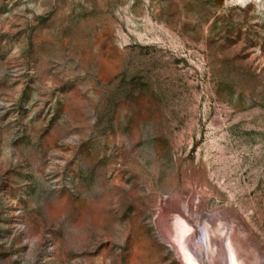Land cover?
<instances>
[{
    "label": "rangeland",
    "instance_id": "obj_1",
    "mask_svg": "<svg viewBox=\"0 0 264 264\" xmlns=\"http://www.w3.org/2000/svg\"><path fill=\"white\" fill-rule=\"evenodd\" d=\"M231 1L0 0V264H181L188 199L264 252V0Z\"/></svg>",
    "mask_w": 264,
    "mask_h": 264
},
{
    "label": "bare ground",
    "instance_id": "obj_2",
    "mask_svg": "<svg viewBox=\"0 0 264 264\" xmlns=\"http://www.w3.org/2000/svg\"><path fill=\"white\" fill-rule=\"evenodd\" d=\"M246 1L231 2L245 4ZM179 197H175L173 202L178 203L180 208L182 203ZM187 201L185 209L181 207L182 213L178 211L180 210L177 209L178 206L174 205L176 214L167 222L170 226L163 227L164 236L174 247L181 264H264V252H261V257L255 253L257 248L253 250L254 245L249 236L242 235L243 230L227 229L226 223L224 225L218 216L216 218L213 215H207L202 206L197 209L194 216L189 206V199ZM240 236L245 237L244 242Z\"/></svg>",
    "mask_w": 264,
    "mask_h": 264
}]
</instances>
